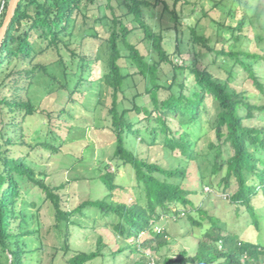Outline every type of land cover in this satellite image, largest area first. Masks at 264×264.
I'll return each mask as SVG.
<instances>
[{
  "label": "trees",
  "instance_id": "obj_1",
  "mask_svg": "<svg viewBox=\"0 0 264 264\" xmlns=\"http://www.w3.org/2000/svg\"><path fill=\"white\" fill-rule=\"evenodd\" d=\"M101 1L111 12V16L104 18L111 21L106 40L109 50L107 72L97 78L91 70L87 80L85 75L90 59L83 48L81 51L82 45L74 42L73 36L83 14V5L90 8L100 5ZM175 1L176 5L181 2L191 4L189 0ZM244 1L239 0L238 3L244 4ZM9 2L4 1L0 27ZM254 3L259 6L261 1L254 0ZM254 3L247 0L246 10L239 13L240 16L234 13V9L230 10V20H234L235 24L211 18L212 23L219 26V39H232L237 43L262 40L261 36H250V26L255 21L262 22L264 18V8L256 10ZM150 6L146 0H21L0 49V264H26L24 257L27 255H34L33 259L37 262L40 214L33 210L36 204L23 196L25 181L40 188L55 210L57 226L62 230L68 247L64 250L65 256L73 251L65 264H90L96 260L104 261L103 264L112 259L117 264L122 255L129 261L134 254L139 257L134 264H264V235L262 243L260 237L253 243L231 233L223 236L227 224L195 207L190 195L202 194L206 183L203 173L198 172L201 192L186 187L189 178L187 167L197 164L202 155L197 148L199 140L194 138L195 128L202 123L203 115L208 114L205 107L207 100L213 98L219 108L213 127L216 143L211 145V149L216 150L212 175L224 174L218 185L211 186L214 189L218 186L229 194L239 216L240 207H246L252 219L247 225L264 232V212L258 211L254 201L264 198V127L246 124V121L255 118L254 111L264 112V106L253 105L247 92L231 86L230 80L236 75L233 67H230L232 71H228V81L225 82L212 74L210 64L193 61L197 58L195 51L198 47L207 54L235 60L248 78L255 81L260 95H264V83L253 69L254 63L264 59V56L250 50L215 48L211 37L199 32L197 23L189 28L187 49L190 47L192 59L180 65L176 57H183V52L169 54L164 32L155 31L145 20L143 7ZM123 9L126 13L119 16L118 12ZM165 10L173 19L181 21L179 12L170 11L167 6ZM202 10L204 18H210L207 10ZM129 20L134 26L129 24ZM137 28L144 33L143 40L149 43L147 55L134 40ZM50 53L56 57L54 61L40 62ZM165 67L170 68V84L161 82L168 80L161 76V72H166ZM186 72L194 76L192 87L186 83ZM43 75L60 85L59 94L63 99L59 113L61 124L65 123V116L74 117L69 108L71 105L91 103L93 94L90 91L104 79L112 91L108 128L105 129L115 140L113 161L117 163V168L129 167L134 171L135 188L139 189L134 202L120 199V191H127V187L117 182V174L111 171L109 164L101 163L99 170H104V173L98 180L105 188V196L97 200L81 199L79 204L66 209L63 196L57 192L65 190L66 185L49 186L44 178L36 177V171L27 162L36 151L35 146L26 149L22 157L12 154L14 146H27V124L40 113L31 94L38 78ZM137 76L146 83L145 90H139V85H136L137 93L129 97L128 82ZM144 96L145 102L139 105L137 100ZM76 97L83 100L78 101ZM135 116L142 118L134 123L131 117ZM48 118L51 122V114ZM142 127L150 132L151 141L142 138ZM59 138L65 145L66 138ZM36 139L38 145L47 150L54 153L59 150L42 136ZM153 148L162 153L165 161L170 155L171 162H180V166L169 165L167 161L161 163L157 158L152 160ZM89 149L87 152H90ZM227 149L232 150L233 155L223 162V152ZM233 181L237 186L235 191H231ZM193 213L200 215L201 220ZM170 215L176 220L187 216L192 226L201 227L205 220L210 221L212 226L206 236L211 238V242L200 241L194 256L184 249L178 255L164 256L156 262L151 257L169 245L170 237L166 229L158 231L157 227L167 223L166 217ZM77 232L81 236L96 232L95 250L75 252L70 242L76 239ZM104 235L114 236L115 245L107 244ZM141 235H146L143 242H140ZM200 237L202 240L203 234Z\"/></svg>",
  "mask_w": 264,
  "mask_h": 264
},
{
  "label": "rangeland",
  "instance_id": "obj_2",
  "mask_svg": "<svg viewBox=\"0 0 264 264\" xmlns=\"http://www.w3.org/2000/svg\"><path fill=\"white\" fill-rule=\"evenodd\" d=\"M4 1L5 0H0V15L2 14ZM146 1L150 2L151 6L143 7L145 20L155 31L164 32L166 37L164 41L165 47L169 54L175 55L178 54L177 52L179 51L183 52V57H176L180 65L192 59L189 53L190 47L187 49L188 42L190 41L189 28L192 24L194 25L197 23L199 32L211 37L212 46L215 48H225L227 51L250 50L264 56V18L262 22L255 21L253 26L249 28L251 38L254 36H261L262 40L245 43H237L232 39H219V32L217 30L219 26L211 21V18H213L221 23L230 22L231 24H235L234 20H230V10L234 9V13L240 16L239 13L246 10L245 2L247 0L244 1V4L238 3L239 0H189L191 4L181 2L177 5L175 0ZM251 1L254 3V0ZM260 1L261 3L259 6L257 3H254L256 10L264 8V0ZM166 6L168 10L172 11L174 9L180 13V22L170 16L167 10H165ZM203 8L207 10L210 18H204ZM82 10L83 14L79 17V24L76 27L73 40L77 45H82L81 51L83 48V52L90 59L88 60L89 63L85 75V78L88 80L91 70L96 74L97 78L104 76L107 72L109 50L106 40L110 31L111 21L105 20L104 18L111 16V12L107 11L103 1L100 2V5L97 4L90 8L83 5ZM123 12L126 13L124 9L122 12L119 11V16H122ZM249 12H251V10ZM126 20L127 19L124 17V21ZM200 21L201 23H199ZM130 23L134 26L131 21L129 24ZM135 26L138 27V24H135ZM135 34V42L138 43L142 52L147 55L149 43L143 40L144 33L140 28H137ZM195 52L197 58L193 61L210 64V71L212 74L222 81H228V71H232L230 67H233V72H235L236 75L230 80L231 86L238 91L247 92L251 97V103L253 105L258 104L259 106H264V95H260L255 81L248 78L245 70L239 67L235 60L226 56L216 57L214 54H207L205 50H201L199 47ZM55 59L56 57L54 54L50 53L48 56L41 58L40 62L48 63ZM155 59L158 61L156 56ZM199 66L201 65L199 64ZM54 69L55 66L52 70ZM253 69L257 77L264 83V59L255 62ZM58 70L59 69L56 71ZM165 71L166 72H161V76L164 80H168L161 82L170 84V68L167 67ZM164 73L166 75H164ZM185 74L187 85L191 87L194 86L195 79L193 74L189 72ZM136 85H139V90H145L146 83L142 77L137 76L131 78L127 88V95L129 97L137 93ZM59 90H61L60 85L56 82H52L48 77L43 75L38 78L36 87H34L32 91L31 98H33L36 108L40 113L37 117L33 118L34 120L31 119L32 121L27 124V146H14L12 154L22 157L25 155L26 149H32L35 146L36 151H34L31 156V159L34 161L30 159L27 162L36 171V177L40 179L44 178L49 186L54 188L59 187L61 184L66 185L65 190L57 191L63 196V204L66 209L76 206L81 199L97 200L105 196V188L100 183V180H98L104 173V170H99L101 163L109 164L111 171L117 174V182L127 187V191H120V199L123 202H134L135 199L138 198L137 195L139 193V189L135 188L136 179L134 171L129 167L117 168V163L113 161L116 149L115 140L106 132L107 129H105L108 128V112L112 105V91L106 86L104 79L100 80L91 91L87 90V92L90 91L93 94L89 105L77 103L69 107L74 117L65 116L64 119L66 121L65 123L63 122V124H61L62 120H60L61 118L59 117L60 110L63 107V99L62 95L59 94ZM76 99L78 101L83 100L81 97H76ZM144 100L145 96L138 99L137 102L139 105H143V102H145ZM65 101H67V98ZM205 107L208 110V114L203 115L202 123L195 128L196 133L194 137L196 140H199L197 148L200 155H202L197 164L192 163L187 167L189 178L186 181V187L190 190L201 192L202 187L200 185L198 172L204 174L206 183L202 189V194H192L190 195V199L194 201L196 208H201L203 211L208 212L210 216L220 218L222 222L227 224V230L223 231V236L231 233V235H237L241 240H249L253 243H256L257 238L260 237L259 240L262 243L264 232H260L259 229L257 231L255 226L247 225V222L250 224L252 219L246 207H240L239 210L241 215L239 216L237 214L238 208L229 199V194L218 186L215 189L211 186V184L218 185L223 179L224 174L212 175L213 158L216 155V150L211 149V145L214 142L216 143V134L213 127L219 105L213 98H209ZM49 114H51L52 120L54 119V121L51 120L50 122L48 118ZM254 116L255 118L246 121V124L251 127H264V112L254 111ZM141 118L142 116L131 117L134 123L139 122ZM52 122L54 123L51 124ZM55 123H60V125H55ZM69 127L71 129H69ZM142 129V138L151 141L150 132L147 131L145 127H142ZM176 129H179V127L176 126ZM37 136L46 138L48 142L58 147L59 150L54 153L53 151L47 150L44 146L38 145ZM60 136L66 138L65 145H62L63 143L59 138ZM88 147H90V149ZM87 149H89L90 152H87ZM252 151H255V148L252 147ZM232 155V150H225L223 152V162ZM259 155L262 156L260 153ZM156 158L160 160L161 163L167 161L169 165L172 163L175 167L180 166V162H171L172 159L170 155L169 158L166 157L165 161L162 153L158 151L157 148H153L152 160H156ZM197 166H200L201 169ZM80 183L81 186H79ZM234 183L235 181H233V184ZM236 189L237 186L234 184L231 187V191H235ZM22 192L23 196L31 203L36 204L33 210L39 211V223L41 225L40 233L38 234L40 251L36 254L37 262L33 259L34 255L25 256L24 261L26 264H65V260L73 254V251H70L68 255L65 256L66 252H64V250L66 251L68 247L65 244V237L62 230L57 226L56 214L53 206L46 200V196L41 189L32 182L25 181ZM254 201L259 208L258 211L264 212V198L259 197L254 199ZM174 211H176V208H174ZM193 214L195 218L201 220L200 215H197V213ZM182 218V220H176L175 216L170 215L166 217L167 223L157 227L158 231L160 229H166L170 237L168 238L169 245L162 248L159 253H155V255L151 257L155 259L156 262L164 256L178 255L184 249L188 251L190 256H194L200 241L211 242V238L206 236L212 226L210 221L205 220L200 227L192 226L187 216ZM13 226L15 227V225ZM262 229H264V221L262 223ZM202 234L204 238L201 240L200 236ZM85 235L81 236V233L77 232L76 239L70 242L75 252H89L95 250L97 233L94 232ZM113 238L115 239L114 236L104 235L105 242L114 246L115 241ZM145 239L146 235H141L140 242H143ZM219 245L221 246V244ZM112 250H114V248H112ZM138 260L139 257L136 254L132 255L129 261L122 255L117 264H134ZM102 262L104 261L96 260L90 264H101ZM114 263H116V261L112 259L110 262L108 261L103 264Z\"/></svg>",
  "mask_w": 264,
  "mask_h": 264
},
{
  "label": "water",
  "instance_id": "obj_3",
  "mask_svg": "<svg viewBox=\"0 0 264 264\" xmlns=\"http://www.w3.org/2000/svg\"><path fill=\"white\" fill-rule=\"evenodd\" d=\"M20 2L21 0H10L9 2L7 12H6V17L4 19L3 25L0 28V49L3 45V41L6 37L9 27L15 17V14L19 7Z\"/></svg>",
  "mask_w": 264,
  "mask_h": 264
}]
</instances>
